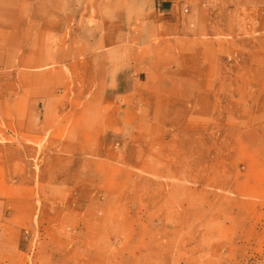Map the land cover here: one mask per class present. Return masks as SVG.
Segmentation results:
<instances>
[{
    "label": "rangeland",
    "instance_id": "1",
    "mask_svg": "<svg viewBox=\"0 0 264 264\" xmlns=\"http://www.w3.org/2000/svg\"><path fill=\"white\" fill-rule=\"evenodd\" d=\"M168 2L0 0V264H264V0Z\"/></svg>",
    "mask_w": 264,
    "mask_h": 264
},
{
    "label": "crops",
    "instance_id": "2",
    "mask_svg": "<svg viewBox=\"0 0 264 264\" xmlns=\"http://www.w3.org/2000/svg\"><path fill=\"white\" fill-rule=\"evenodd\" d=\"M96 2L97 0H66V5L68 10L71 12H77L75 15L79 17V20L83 18V22L89 18V12L90 10L93 11V2ZM131 0H129L130 2ZM135 1V5L141 4V8H145L148 12H154L156 14V11L161 13H166L167 9L168 12L171 13L172 10V3L168 2L170 0H133ZM112 3V2H110ZM138 9V6L136 7ZM167 12V13H168ZM76 17V20L77 18ZM93 18V16H92ZM86 26V25H84ZM87 30H83L85 34L84 38L81 37L82 46L86 47L85 51L88 52V56L93 57V24L90 26ZM82 33V31H81ZM90 54V55H89Z\"/></svg>",
    "mask_w": 264,
    "mask_h": 264
}]
</instances>
